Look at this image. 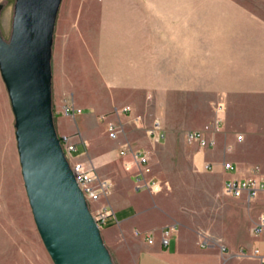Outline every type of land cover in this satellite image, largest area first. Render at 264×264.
Instances as JSON below:
<instances>
[{
    "label": "crops",
    "instance_id": "crops-1",
    "mask_svg": "<svg viewBox=\"0 0 264 264\" xmlns=\"http://www.w3.org/2000/svg\"><path fill=\"white\" fill-rule=\"evenodd\" d=\"M52 94L58 134L112 183L118 221L102 236L115 264H262L264 192L224 185L264 177V0H62ZM196 130L214 145L188 142ZM123 146L149 154L163 191L136 187Z\"/></svg>",
    "mask_w": 264,
    "mask_h": 264
},
{
    "label": "water",
    "instance_id": "water-1",
    "mask_svg": "<svg viewBox=\"0 0 264 264\" xmlns=\"http://www.w3.org/2000/svg\"><path fill=\"white\" fill-rule=\"evenodd\" d=\"M61 3L16 0L10 39L0 32V72L15 116L29 202L52 260L55 264H115L56 128L52 49Z\"/></svg>",
    "mask_w": 264,
    "mask_h": 264
},
{
    "label": "rangeland",
    "instance_id": "rangeland-1",
    "mask_svg": "<svg viewBox=\"0 0 264 264\" xmlns=\"http://www.w3.org/2000/svg\"><path fill=\"white\" fill-rule=\"evenodd\" d=\"M15 2L0 0V32L6 40L12 33ZM15 131V116L0 72V264H55L34 219Z\"/></svg>",
    "mask_w": 264,
    "mask_h": 264
},
{
    "label": "built area",
    "instance_id": "built-area-1",
    "mask_svg": "<svg viewBox=\"0 0 264 264\" xmlns=\"http://www.w3.org/2000/svg\"><path fill=\"white\" fill-rule=\"evenodd\" d=\"M95 1L101 2L103 0ZM128 109H130L129 106L126 107V110ZM76 111L81 112L80 109H74L72 105H67L65 108L66 114L75 113ZM119 132L120 129L114 122L111 121L108 123V135L110 138L116 139ZM149 134L156 143H160L166 139L165 129L159 120L154 121L151 125ZM60 137L61 144L77 183L83 191L91 213L99 227L102 229L111 222H117L118 218L114 208L105 201V198L111 191V181L101 176L94 164L86 162L81 158L83 153H78V145L72 135H61ZM185 137L188 142H198L202 147L214 145V141L206 138L204 130L189 131L185 134ZM119 156L122 159L124 169L134 176L138 189L152 192L164 190L166 183H163L154 174L150 156L145 150L123 146L119 149ZM224 166L226 168H233L230 162L224 163ZM224 192L234 197L255 198L260 192H264V177L255 174L243 179H230L224 185ZM170 232L171 229L165 231L166 234L163 237L164 244L169 243ZM254 232L257 234L264 233L263 217L260 218L254 227ZM149 240L152 241V237ZM261 259L262 264H264V256Z\"/></svg>",
    "mask_w": 264,
    "mask_h": 264
}]
</instances>
